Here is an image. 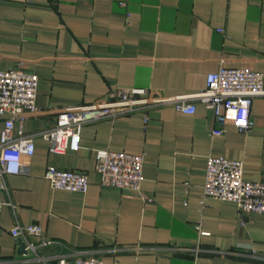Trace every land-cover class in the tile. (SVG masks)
Here are the masks:
<instances>
[{
  "label": "crops",
  "instance_id": "0c3cea01",
  "mask_svg": "<svg viewBox=\"0 0 264 264\" xmlns=\"http://www.w3.org/2000/svg\"><path fill=\"white\" fill-rule=\"evenodd\" d=\"M16 67L38 78L27 134L113 89L186 96L195 113L164 106L86 124L78 150L63 154L35 138L28 172L8 176L1 195L10 205L0 213V264L22 258L16 224L39 225L102 264H264V216L201 203L210 156L242 160L245 181H264V94L252 100L247 133L228 124L218 136L212 111L193 98L220 68L264 79V0H0V71ZM99 150L144 153L141 193L99 185ZM50 166L84 173L87 193L52 190Z\"/></svg>",
  "mask_w": 264,
  "mask_h": 264
},
{
  "label": "built area",
  "instance_id": "2783aa9c",
  "mask_svg": "<svg viewBox=\"0 0 264 264\" xmlns=\"http://www.w3.org/2000/svg\"><path fill=\"white\" fill-rule=\"evenodd\" d=\"M38 78L22 67L0 71V213L5 205L1 195L7 190L6 178L29 170L34 155V140H45L53 154L75 152L84 125L103 119H115L134 112L171 106L179 113H195V105L186 96H165L159 90L113 89L92 104L58 110L49 128L27 134L21 123L38 112L36 96ZM264 94L262 74L246 69L220 68L206 76L205 88L194 99L211 110L217 127L212 135H221L222 127L232 125L247 133L254 125L250 116L253 98ZM147 118H144L146 122ZM17 124V127H16ZM144 153L99 150L95 153L94 170L99 185L119 190L140 192L143 180ZM44 178L52 190L86 194L89 181L84 173L48 167ZM141 196L147 199L141 194ZM218 200L233 203L238 215L264 216V181L248 182L243 178V161L208 157L201 203ZM10 235L23 246L22 258L12 264H102L93 254L68 249L45 237L36 224H16ZM58 247L53 255L42 250Z\"/></svg>",
  "mask_w": 264,
  "mask_h": 264
},
{
  "label": "water",
  "instance_id": "95a60500",
  "mask_svg": "<svg viewBox=\"0 0 264 264\" xmlns=\"http://www.w3.org/2000/svg\"><path fill=\"white\" fill-rule=\"evenodd\" d=\"M21 249H22V251H23V246L21 245Z\"/></svg>",
  "mask_w": 264,
  "mask_h": 264
}]
</instances>
